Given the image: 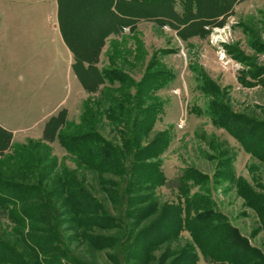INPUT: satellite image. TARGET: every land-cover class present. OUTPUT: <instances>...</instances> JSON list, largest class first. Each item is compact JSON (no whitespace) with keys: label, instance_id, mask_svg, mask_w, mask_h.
Returning <instances> with one entry per match:
<instances>
[{"label":"rangeland","instance_id":"1","mask_svg":"<svg viewBox=\"0 0 264 264\" xmlns=\"http://www.w3.org/2000/svg\"><path fill=\"white\" fill-rule=\"evenodd\" d=\"M20 1L0 0V182L4 183L6 179L12 180L11 183L15 185H26L14 180L9 172L12 167L15 171L17 169L5 160L12 148L29 147L39 156L45 152L44 166L56 159L63 167L72 170L77 167L57 140L44 142L45 136L51 135L56 127H52L53 122L49 125L43 121L35 123L40 119L36 99L44 80V71L47 67L53 68L55 61L52 54L42 53L37 46H30L31 42L25 40L35 32L32 39H41L42 49L48 45L52 50L54 32L45 26V22L52 21V14L48 10L47 20L38 7L30 8L35 11L26 10L27 13H24L26 8L19 4ZM108 1L71 0V3L79 4V12L82 5L84 12L77 15L79 23L73 24L72 31H66V37L78 53L82 50L78 44L81 42L79 37L82 34L87 36L91 64L98 63L101 71L119 70L134 81H140L144 74L157 76H148L147 80L151 84L155 79L159 86L153 103L162 104V114L147 141L161 132L166 133L168 144L159 161L170 184L174 185L179 173L187 169L195 170L200 177L199 182L188 186L187 197L180 196L175 188L165 186L157 188L155 197L160 204L184 205L186 200L206 195L216 206V212L226 217L241 239L238 241L242 245L240 252L244 257L247 255V259L241 256L238 264H264V0H201L202 6L196 15L192 18L181 15L183 20L171 16L166 7L170 4L169 0H159L133 12L124 4L120 11L122 3L115 1L113 8L119 14L108 12ZM74 4L73 9L77 6ZM174 9L178 13L182 11L179 5ZM161 13L166 17L156 18ZM87 14L89 22L84 21ZM122 14L150 16L151 19L137 20L140 21L137 29L125 31L118 28L113 32L99 29L105 20L103 17L109 15L107 19L113 21L114 17L125 18ZM165 21L172 23L171 26H163ZM39 32L41 35L37 37ZM34 53L38 56L28 61L18 58H28ZM91 64L89 69H93ZM74 70L85 97L74 108L75 94H72L67 100L69 115L64 109L61 110L65 113V123L72 124L73 128L78 124L82 103L86 100L92 102L101 89L94 90L91 72H85L82 76L76 65ZM165 72L168 75L164 76ZM161 79L165 81L163 84H160ZM58 80L60 84L63 83L62 77ZM6 113L19 121L12 126L17 130L13 142V134L5 131ZM58 113L49 119L57 117ZM230 113L241 118L242 125H239L245 130L240 135L247 136L246 146L240 145L235 137L219 126L224 116ZM112 129L111 123L104 119L100 133L111 140L116 136L112 134ZM7 136L11 137L10 143H7ZM37 142H40L39 145ZM48 149L51 154L46 151ZM97 175L88 170L77 171L78 178H86V182L97 191L106 189L115 192L110 183H119L120 178L104 176L102 180L109 184L107 187L100 186L99 180L98 188L93 180L97 179ZM90 191L99 201H107L101 198L100 193ZM143 195L148 193L145 191ZM130 208L135 210L137 206ZM110 210L114 216L120 213L117 207L114 211ZM7 215L8 212L0 207L1 241L5 240L7 248L22 253L27 264H37L38 259L34 260L28 254L27 244L22 241V235L37 233L14 226ZM194 216V213L188 215L190 218ZM69 219L67 216L62 219L59 231L71 256L86 264H113V257L124 254L122 243L110 250H93L88 244L90 234L97 232L98 235L109 236L115 235L116 231H80L73 228ZM191 243V232L183 229L176 240L163 243L151 251L152 260L148 264H169L179 251ZM194 254L195 264H232L208 262L196 247ZM8 261L0 264H23V260L13 257ZM128 264L141 262L132 260Z\"/></svg>","mask_w":264,"mask_h":264},{"label":"trees","instance_id":"2","mask_svg":"<svg viewBox=\"0 0 264 264\" xmlns=\"http://www.w3.org/2000/svg\"><path fill=\"white\" fill-rule=\"evenodd\" d=\"M115 1L122 3L121 9L127 5L132 11L159 0ZM169 1L166 7L171 16L182 20L181 15L192 18L202 6L201 0ZM176 5L182 9L180 13L175 11ZM161 17H166V14L156 15L158 19ZM141 19L151 18L137 15L135 19H129L130 28L135 29V22ZM171 24L168 21L162 23L163 26ZM87 71L93 76L94 90L101 88L98 97L92 102L86 100L82 103L75 128L65 123V113L59 111L57 117L47 122V125L53 122L52 127H56L51 135L44 138L45 143L57 140L66 156L75 163L76 170L59 165L56 159L44 166L45 152L39 156L29 147L12 148L10 155L5 156V160L17 168L15 171L11 165L9 170L14 180L26 185H15L12 180L6 179L4 183L0 182V207L8 212V219L14 226L37 233L22 235L28 254L34 260L38 259L37 264H86L70 255L60 235L59 225L67 216L73 228L80 231H116L115 235L104 236L96 232L88 237V244L93 250H110L122 243L124 254L121 252V257L118 254L113 257V264H128L132 260L148 264L152 260L151 251L163 243L176 240L183 229L191 232L193 243L179 251L169 264H195V247L208 262L238 264L241 256L244 257L240 252L241 239L226 217L216 212V206L209 197L201 194L186 200L184 205H178L160 204L154 195L157 188L165 186L175 188L180 196L187 197L188 186L194 185L200 177L195 170L187 169L179 173L174 185L170 184L159 161L168 144L166 133L161 132L147 141L162 114V104L153 103L159 86L155 79L151 84L147 80L148 76H157L144 74L140 81H134L119 70L105 72L90 68ZM163 75L168 74L165 72ZM159 81L160 84L165 82L163 79ZM104 119L114 128L112 134L116 136L111 140L100 133ZM220 124L240 145L248 144L245 141L247 136L240 135L245 130L240 127V117L227 114ZM74 129L76 132H73ZM46 151L51 154L49 149ZM78 170L99 174L97 179H93L98 188L99 180L100 186L107 187L109 184L102 180L104 176H116L120 182L110 183L115 192L106 189L97 191L86 182V178H78ZM91 189L107 201H99ZM145 191L148 195H143ZM132 205L137 208L131 209ZM116 207L120 213L114 216L109 211H114ZM191 213L195 214L193 218L188 217ZM4 241L0 237V251L3 252L0 253V262H7L13 257L27 264L24 255L7 248ZM244 258L247 259V255Z\"/></svg>","mask_w":264,"mask_h":264},{"label":"crops","instance_id":"3","mask_svg":"<svg viewBox=\"0 0 264 264\" xmlns=\"http://www.w3.org/2000/svg\"><path fill=\"white\" fill-rule=\"evenodd\" d=\"M19 4H21L22 7L26 8L24 10V13H27L26 10L35 11L34 9H30V8L38 7L39 11H41V14L43 15V18L45 15V19L47 20L49 19L48 12L50 11V13L52 14V21L45 22V26L49 28L48 30H51L52 28L54 32V37L52 40L53 44L51 43L53 45L52 50L48 48V45L47 47L42 49L41 39H36V40L32 39L34 37L35 32L34 34H32L31 37H28L25 40L27 43L31 42L29 43L30 46H34V47L37 46L39 51H41L42 53L47 52V54H52V56L54 57L55 65L53 66V68L47 67V70L44 71V74H45L44 80L41 84V87L39 88L40 89L39 96L36 99L37 106L39 109L40 119H38V121L35 123H40L43 121L44 123L47 124V122L49 121V118L53 116L55 113L57 114L58 111H61L64 109L66 115L67 116L69 115L70 107H67V100L69 99V96H71L72 94H75L74 99H73L74 108L78 107L81 103V100H83V98L85 97V92L83 88L81 87L79 80L77 79V77L79 76L75 72L74 68L76 65L77 69H79V71L82 72V76H84L85 72L89 69L88 67L92 61L90 59L91 58L90 57L91 56L90 55L91 53L90 41L88 40V37L84 36L83 34L79 37L81 39V42L78 44L81 45L82 50L79 51L78 52L79 54H78L76 50L73 48V44L66 37V35H68L66 31L68 30L72 31L73 24L79 23L78 21L79 17H77V15L83 14L84 12L83 6L82 5L80 6V12H79V8H78L79 4L77 5V4L71 3V0H66V2L65 1L63 2V0H21ZM73 4L77 5L74 9H73ZM81 4H84V2L81 1ZM114 4H115V0H109V3H108L109 13L111 12L118 13L117 10L113 8ZM45 7L46 9H44ZM119 10L122 11L121 8ZM131 12H133V10ZM136 16L137 15L135 14L130 15V16L128 15L125 16L124 14L123 17L125 18L117 19L114 17L112 18L113 21H110L107 19V18H110V16L108 15L107 17H103L105 20L101 23L102 24L104 23V25L101 24L99 29L104 30V32L105 31L113 32L118 28L124 29L125 31L127 29L129 30L131 27L129 25L130 24L129 19H132V18L135 19ZM115 19H117L118 22H115L117 21ZM89 20H90V17L87 14L84 21L89 22ZM120 20L121 22H119ZM124 20H127V21L125 22ZM139 22H135V25H134L135 29H137ZM36 29L37 27H35V30ZM36 31H39V30H36ZM39 35H41L40 32L39 34H37V37ZM84 39H85V42H84ZM23 46H25V44ZM35 56H38V54L37 55L36 53L30 54L28 58H24L23 56H20L18 58H23L26 61H28ZM95 58L96 60L98 59V57H95ZM91 66H93V68H96V70H99L98 63H95V64L92 63ZM59 77H62L63 86L62 84H60L58 80ZM42 114H43V117H42ZM8 115L9 114L7 113L5 114V131L11 132L13 134L12 139H11V142H13V140L17 136V130H14L12 126L19 123V121H16L13 115H9V116ZM2 126L4 125L2 124ZM7 137H8L7 143H10L9 139L11 137L9 136Z\"/></svg>","mask_w":264,"mask_h":264},{"label":"built area","instance_id":"4","mask_svg":"<svg viewBox=\"0 0 264 264\" xmlns=\"http://www.w3.org/2000/svg\"><path fill=\"white\" fill-rule=\"evenodd\" d=\"M222 54V53H221ZM222 59V58H221Z\"/></svg>","mask_w":264,"mask_h":264}]
</instances>
